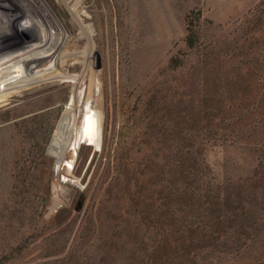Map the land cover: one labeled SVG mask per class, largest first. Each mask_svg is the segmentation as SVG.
Here are the masks:
<instances>
[{
  "label": "rangeland",
  "instance_id": "rangeland-1",
  "mask_svg": "<svg viewBox=\"0 0 264 264\" xmlns=\"http://www.w3.org/2000/svg\"><path fill=\"white\" fill-rule=\"evenodd\" d=\"M50 1L66 23L69 64L30 66L0 86V264L137 263L149 242L144 234L156 230L161 209L175 207V152L199 147L214 182L264 183V151L207 141L215 119L198 109L223 86L235 87L242 101L256 96L242 72L236 78L235 58L242 22L262 0H79L81 23L92 30L91 58L70 12L75 0ZM188 26L198 35L193 48ZM21 35L8 43L34 33ZM83 72L79 105L92 75L99 123L91 156L68 173L70 156L60 162L48 152ZM194 136L197 146L189 145Z\"/></svg>",
  "mask_w": 264,
  "mask_h": 264
},
{
  "label": "trees",
  "instance_id": "trees-1",
  "mask_svg": "<svg viewBox=\"0 0 264 264\" xmlns=\"http://www.w3.org/2000/svg\"><path fill=\"white\" fill-rule=\"evenodd\" d=\"M250 17L242 22L245 34L237 46L235 65L236 78L242 72L243 85L255 86L256 96L242 101L235 87L223 86L221 95L213 96L210 104L199 103L198 109H207L205 115L215 119L207 141L244 144L253 155L264 151V0ZM197 39L188 26V46L193 48ZM198 143L194 136L189 145ZM259 157L257 166H263ZM174 158L177 168L172 182L179 185L173 192L175 207L172 212L161 209L154 222L156 230L144 234L149 242L140 249L141 260L135 264H221L227 258L232 264L240 260L246 261L241 264H264V183L254 188L247 187L249 179L227 185L214 182L199 147L175 152Z\"/></svg>",
  "mask_w": 264,
  "mask_h": 264
},
{
  "label": "bare ground",
  "instance_id": "bare-ground-1",
  "mask_svg": "<svg viewBox=\"0 0 264 264\" xmlns=\"http://www.w3.org/2000/svg\"><path fill=\"white\" fill-rule=\"evenodd\" d=\"M62 1L66 3L68 0ZM72 2L74 3L70 7V12L74 22L80 27V36L82 34L88 40V48H90L88 55L90 54L91 58V27L81 23L82 13L79 14L80 10L78 11L79 0ZM26 30L34 35L31 38H20L18 43H13L15 45L8 43L10 39L19 37ZM67 33L66 23L61 22L53 12L50 0H0V86H11L17 75H28L30 66L40 68L57 64L60 67L68 65L72 56L64 51L70 40ZM84 78L83 72L72 90L69 107L61 115L48 152L60 162H63L66 156H70V160L66 161L68 165L63 166L68 173H78L83 160L91 156L94 148L92 134L96 130V124L99 123V114L94 110L91 100L92 75L85 87L84 104L79 105L77 90ZM61 166L59 164L57 171L61 170ZM53 190L57 195L61 193L57 183L54 184Z\"/></svg>",
  "mask_w": 264,
  "mask_h": 264
}]
</instances>
